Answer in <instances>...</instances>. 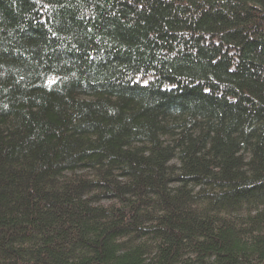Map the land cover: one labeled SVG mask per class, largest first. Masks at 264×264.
<instances>
[{"label":"trees","instance_id":"16d2710c","mask_svg":"<svg viewBox=\"0 0 264 264\" xmlns=\"http://www.w3.org/2000/svg\"><path fill=\"white\" fill-rule=\"evenodd\" d=\"M0 264H264V0H0Z\"/></svg>","mask_w":264,"mask_h":264}]
</instances>
